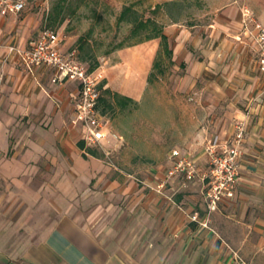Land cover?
I'll return each mask as SVG.
<instances>
[{
	"label": "crops",
	"instance_id": "obj_1",
	"mask_svg": "<svg viewBox=\"0 0 264 264\" xmlns=\"http://www.w3.org/2000/svg\"><path fill=\"white\" fill-rule=\"evenodd\" d=\"M163 2L196 9L190 26L181 18L163 22L173 62L182 57L197 76L205 69L220 74L218 100L228 98L237 107L230 118L247 122L234 197L209 211L204 196L205 142L216 134L230 139L232 123L197 127L185 146L169 151V162L141 176L122 175L100 156L86 158L83 127L72 121L78 83L53 82L51 68L9 52L35 39L28 17H20L26 6L0 14V264H264V73L256 44L236 39L242 6L263 22L264 9L248 0L155 3ZM75 37L63 42V52L78 49ZM159 49L154 38L110 53L101 88L139 101ZM177 148L192 150L195 179L168 175Z\"/></svg>",
	"mask_w": 264,
	"mask_h": 264
},
{
	"label": "rangeland",
	"instance_id": "obj_2",
	"mask_svg": "<svg viewBox=\"0 0 264 264\" xmlns=\"http://www.w3.org/2000/svg\"><path fill=\"white\" fill-rule=\"evenodd\" d=\"M156 1L26 0L27 8L20 17H28L35 38L40 30L50 28L60 31L64 41L70 34L75 35L74 45L78 47V39L85 36L96 57L87 53L88 45L85 50L78 47L81 56L87 57V65L98 59L100 66H103L110 56L105 55V51L121 41L128 44L138 40V37H131L132 24L129 21H119V16L127 5L135 3L138 18L154 17L163 26L164 21L180 18L184 25L195 23L190 17L195 12V7H182L177 4L166 6L163 2V8L154 14L152 7L156 5ZM248 2L264 9V0ZM244 7H248L263 22L252 8L248 5L242 6ZM57 11L67 18L60 25H51L47 18ZM130 17L131 15L128 16ZM210 17L212 14H207L205 19L208 21ZM187 49L196 54L195 47L190 46ZM193 57L196 63L198 55ZM166 63L165 73L158 74L151 82L148 81L139 101L134 100V103L125 108L116 102L111 109H105L101 102L99 104L101 112L102 109L106 110L108 130L122 137V140L111 135L108 141H104L105 149H95L103 161L108 162L122 175L130 173L141 176L152 167L169 162V151L174 147L185 146L191 132L197 127L208 129L217 125L223 128L232 123L235 129L239 122L244 121L230 118L237 107L228 98L218 100V95L215 94L218 89L214 81L218 82L215 76L220 74L205 69L203 74L197 76L193 69H188L189 63L184 62L182 57H178L177 63ZM252 77H259L257 70H252ZM209 131L211 132V128ZM87 151L85 149L83 154L90 158L92 155Z\"/></svg>",
	"mask_w": 264,
	"mask_h": 264
},
{
	"label": "built area",
	"instance_id": "obj_3",
	"mask_svg": "<svg viewBox=\"0 0 264 264\" xmlns=\"http://www.w3.org/2000/svg\"><path fill=\"white\" fill-rule=\"evenodd\" d=\"M26 6V0H0V14H18ZM241 15L242 29L236 39L241 41L246 37L256 44L259 69L264 73V24L248 7L242 8ZM63 42L64 36L60 31L44 28L27 48L10 45L8 49L10 53L20 55L30 65L51 68L54 71L53 82L63 83L70 80L78 83L79 95L72 121L82 125V140L86 147H101L111 135L122 140V137L108 130V120L99 109L105 70L102 66L90 70L80 59L78 49L73 48L67 52L61 50ZM246 129L247 122L244 120L236 126L230 139H224L216 134L205 143L209 182L204 196L209 211L216 210L221 202L235 195L240 179ZM172 157L175 159V165L168 171L169 176L182 174L187 180H193L198 176V163L192 151L183 153L175 149ZM193 218H196V215Z\"/></svg>",
	"mask_w": 264,
	"mask_h": 264
},
{
	"label": "trees",
	"instance_id": "obj_4",
	"mask_svg": "<svg viewBox=\"0 0 264 264\" xmlns=\"http://www.w3.org/2000/svg\"><path fill=\"white\" fill-rule=\"evenodd\" d=\"M164 4H157L153 9V13L157 14L163 8ZM134 6L135 3L125 6L119 16V21L121 22L129 21L133 26L131 31V37H138V40L134 42H130L128 44L121 41L116 45H114L109 50L105 51V55H109L110 53H112L117 49L133 46L154 38H160V49L158 50L156 59L154 61L153 69L148 79V81L151 82L158 76V74L165 73L166 61H168L170 64L173 63L172 60L173 50L170 47L168 36L164 33V26L154 17L138 18L137 10L134 8ZM130 15L131 17L128 18V16ZM66 18L67 17L65 15L64 16L60 15V11H57L55 13L50 14L49 18L47 19L49 20V23L51 25H55V24L60 25L65 21ZM90 34L91 33L89 32L88 35L90 36ZM87 45L89 46V50L87 53L96 57V55L92 52L88 40L85 38V36H81L78 39V47L81 50H85L86 49L85 46ZM79 56L80 59L87 64L86 62L87 57L81 56L80 51H79ZM88 66L90 70H95L100 66L99 60L95 59V61L92 64H88ZM100 102L101 104L104 105L105 109H111L114 107L115 102L118 103L121 107L125 108L127 107V105L134 103L135 101L130 97L123 96L120 93L113 92L111 89L107 88V89H102ZM102 113L105 114L106 110L102 109ZM80 147L84 150L87 149L88 150L87 152L92 156H99L97 150L92 147H86L85 142L83 140L80 142Z\"/></svg>",
	"mask_w": 264,
	"mask_h": 264
}]
</instances>
